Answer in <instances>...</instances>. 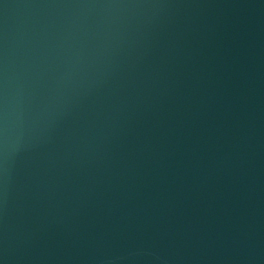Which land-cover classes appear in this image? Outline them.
<instances>
[{
  "label": "water",
  "instance_id": "obj_1",
  "mask_svg": "<svg viewBox=\"0 0 264 264\" xmlns=\"http://www.w3.org/2000/svg\"><path fill=\"white\" fill-rule=\"evenodd\" d=\"M2 264H264V0H0Z\"/></svg>",
  "mask_w": 264,
  "mask_h": 264
},
{
  "label": "snow or ice",
  "instance_id": "obj_2",
  "mask_svg": "<svg viewBox=\"0 0 264 264\" xmlns=\"http://www.w3.org/2000/svg\"><path fill=\"white\" fill-rule=\"evenodd\" d=\"M0 264H2V262H0Z\"/></svg>",
  "mask_w": 264,
  "mask_h": 264
}]
</instances>
